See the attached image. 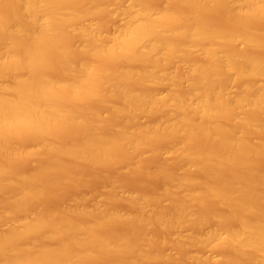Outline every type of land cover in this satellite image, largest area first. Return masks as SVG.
Segmentation results:
<instances>
[{
	"label": "bare ground",
	"instance_id": "6f19581e",
	"mask_svg": "<svg viewBox=\"0 0 264 264\" xmlns=\"http://www.w3.org/2000/svg\"><path fill=\"white\" fill-rule=\"evenodd\" d=\"M114 1L0 0V226L6 224L0 229V264L166 260L154 250L158 242L169 245L167 237L176 228L200 229L206 224L211 229L183 240L225 248L222 264H264V167L258 168L257 162L264 159V88L255 84L264 77V54L257 52L264 48V31L251 26L254 20L264 19V0H164V4L159 0V6L153 0H133L140 3L139 10L128 9L133 1L122 8L125 23L105 34L115 23L107 8ZM211 11H218L230 26L212 22L216 19ZM90 17L96 18L94 24L84 22ZM236 42L244 48L236 47ZM73 51L78 54L75 58L73 53L75 59L70 56ZM176 62L183 64L182 72L163 74L178 85L177 91L159 96L142 90L144 84L148 89L160 85L157 71ZM136 81L140 91L134 89ZM184 82L186 86L181 85ZM230 83L238 85L233 95L227 91ZM87 100L109 104L113 117L107 121L109 130H99L102 117L88 107ZM142 111L153 112L150 115L156 114V119L164 115V121L153 118L140 124L136 114ZM115 116H123L124 121L119 118L123 123L109 124L115 123ZM74 128L82 130L76 133L79 139L59 141L60 134L75 135L78 129ZM24 140L38 143L37 149L25 147ZM178 143L183 148L173 154L180 174L175 173L177 165L173 174L163 164L151 172L162 175L164 185L161 175L158 178L165 190L160 186L166 195L169 190L168 196L158 190L162 198L154 193L138 202L135 196L122 197L112 185V190L108 187L113 194H103L105 200L125 201L136 209L133 213L127 206L132 214L123 213L116 204L99 207L98 201L89 200L95 205L87 207L81 201L96 193L81 192L89 177L82 179L83 166L87 172L93 168L91 174L102 164L116 169L126 164L128 170L138 172L133 158L141 150H174ZM38 155L45 157L44 162L34 164L31 171H17L14 164ZM77 163L83 164H79L82 176L80 166L75 169ZM104 175L100 182L107 178L105 184H110L113 178L109 175V181ZM79 184L83 185L81 191L76 189L72 206L41 205L50 188L63 187L61 193L64 187L75 189ZM107 195L116 196L110 200ZM159 199L169 200L165 208L155 209L161 205ZM212 204L219 209L211 208ZM146 207L151 209L145 211ZM149 224H156L165 235L154 225L163 238L153 245L159 236L152 235L153 247ZM170 230L173 233L168 235ZM183 240L172 242L180 247ZM147 242L152 250L144 249ZM192 261L211 264L196 255Z\"/></svg>",
	"mask_w": 264,
	"mask_h": 264
},
{
	"label": "rangeland",
	"instance_id": "374dc122",
	"mask_svg": "<svg viewBox=\"0 0 264 264\" xmlns=\"http://www.w3.org/2000/svg\"><path fill=\"white\" fill-rule=\"evenodd\" d=\"M116 1V2H115ZM114 2H112V3H110V5L108 4V6H107V8H108V10L113 14V21H112V23H114V26L112 27V26H109V28H107V29H105L103 32L105 33V34H109V33H111L117 26H121V25H123L124 23H125V21L123 20L124 18H125V16L123 15V14H121L122 12H120L121 10H122V8H128L129 6L128 5H130L131 4V2L133 1V0H115ZM163 4H164V0H160ZM159 0H153V3H157L158 4V6H159V3H161ZM128 2H129V4H128ZM151 2H152V0H151ZM152 3V4H153ZM161 3V4H162ZM120 4H121V6H120ZM126 4H127V6H126ZM154 4V5H155ZM157 4H156V6H157ZM119 5V6H118ZM140 7V3H136L135 1H133L132 2V7H131V5H130V8H128L131 12L133 11V12H135V10H132V9H136V11L137 10H139V7ZM161 6V5H160ZM120 7V8H119ZM118 9V10H117ZM117 12H116V11ZM114 11H115V15H114ZM120 12V13H119ZM212 12V11H211ZM211 12L209 13V15H208V18H209V16H211L212 15V17L214 18V20L215 21H213V19H212V22H215V23H217L216 21H218V20H220V21H218V23L217 24H219V25H222V26H225V27H227V26H230V24L228 23V22H226L225 20H223V18L221 17V15L219 14V12H218V14H219V16H217V12L215 11V14H214V12H212V14H211ZM116 13H118V14H116ZM120 14V15H119ZM211 14V15H210ZM213 14L215 15V16H213ZM121 16V17H120ZM217 16V17H216ZM116 17V18H115ZM219 17V19H217ZM221 18V19H220ZM88 20H89V18H87ZM85 20L84 22L85 23H88V24H94L95 23V20H96V18L95 19H93V17H90V20L92 21H88V20ZM120 19V20H119ZM88 21V22H87ZM255 21V22H254ZM252 23H251V26L253 27V29H252V27H251V29L252 30H256V31H258V30H262V31H264V19H260V20H254ZM121 23H123V24H121ZM119 24V25H118ZM121 24V25H120ZM224 24H226V25H224ZM108 30V31H107ZM112 30V31H111ZM259 31V32H260ZM109 32V33H108ZM75 43V42H74ZM235 45H236V47H238V48H244V46H243V44H241L240 42H236L235 43ZM261 50V49H260ZM263 50H264V48H263ZM262 50V52L260 53L259 51H257L259 54H264V51ZM71 53V52H70ZM69 53V54H70ZM73 53H75L74 51L71 53V58L73 59L74 57L75 58H77L78 57V54H76L77 53V51H76V53H75V55L76 56H74L73 57ZM74 58V59H75ZM114 63H117V64H119L118 62H110L109 64H112V66H113V64ZM178 65H171V66H173V67H171V66H165V69H164V67L163 68H160V70H158L157 71V73H156V75L158 76L157 78H159L160 80H161V84L160 85H151V87L149 88V89H151V88H153V90H154V92L152 91V90H149L148 89V86H146L147 84H144L143 82H140L141 84L143 83L144 84V86L146 87V89H145V87L142 89V90H144V91H151V93L152 94H155V95H159V96H162V95H164V94H167L168 93V91L170 92V91H177V87H178V85H176L177 87H175V84L174 83H172L170 80H168V79H166L165 78V73L166 72H169V73H179V71L178 70H180V72H182L181 70H182V65L183 64H179L180 62H176ZM116 64V65H117ZM108 65V64H107ZM116 65H114L115 66V68H117L118 66H120V64L118 65V66H116ZM109 67H112L111 65H108ZM134 67H136V66H134ZM167 67V68H166ZM177 67H179V68H177ZM163 71V72H162ZM176 71V72H175ZM164 73V74H163ZM161 74V75H160ZM163 79H164V81H163ZM131 80H129V85L130 84H133V83H131L130 82ZM166 81V82H165ZM128 82V81H127ZM167 82H171L170 84L169 83H167ZM165 83V84H164ZM185 83H187V82H184V84L182 83L181 85L182 86H184L185 85ZM136 86L135 87H137V88H134V89H136L137 91H140L141 89H140V87H138L139 86V84H138V82L136 81L135 83H134ZM138 84V85H137ZM143 84H142V86L141 87H143ZM232 84V85H231ZM236 83H230L228 86H227V91H229V93H231V95H233V93L235 94L237 91H238V85L236 84ZM255 84H256V86L257 87H262V88H264V77H261V78H258L257 80H255ZM263 84V85H262ZM149 86H150V84H148ZM168 85V86H167ZM132 86V85H131ZM134 86V85H133ZM152 86H154V87H152ZM156 86H159V87H156ZM173 86V87H172ZM186 86V85H185ZM174 88V89H173ZM230 88V89H229ZM237 90V91H236ZM236 91V92H235ZM109 100L111 99V98H108ZM112 100V99H111ZM110 100V101H111ZM87 101H89V103H87L88 104V107L91 109V107L93 108V109H91V110H95L96 112L95 113H97L98 115H99V118L100 117H102V118H100L99 119V122L101 121V123L100 124H97V126H99V130L100 131H107V130H109V128H110V126L109 127H107L108 125V120L110 119V118H113L112 116H110V114H112V113H109V108H107L108 106H109V104L108 103H106L105 101L103 102V101H100V100H96V101H94V100H87ZM86 101V102H87ZM106 103V104H105ZM84 104V106L86 105V103L84 102L83 103ZM78 105H81V104H79V103H74V106H77L78 107ZM108 105V106H107ZM87 107V106H86ZM110 107V106H109ZM111 109V111H112V108H110ZM114 112V111H113ZM143 112V113H142ZM140 114H136V119H137V121L140 123V124H147V123H149L150 121H152V119L154 118V119H156V114H152V115H150V113H153V112H149V113H146L145 111H142ZM114 113H116V112H114ZM113 113V114H114ZM120 113V112H119ZM118 113V114H119ZM117 114V115H118ZM121 114V113H120ZM158 114V113H157ZM161 113H159V115H160ZM116 115V114H115ZM153 115H156V116H153ZM119 116H121V115H119ZM123 116H124V118H127V117H125V115H124V113H123ZM123 116H122V118H120V119H123V121H124V118H123ZM118 116H115L114 117V119H116ZM158 117H162V118H164V115L162 116V115H160V116H158ZM119 118H117V120L119 121ZM161 118V119H162ZM161 119H159V118H157L156 120L157 121H161ZM117 120H115V123L113 122V120L111 121V122H109V124L111 123L112 125H115V124H118V123H120L122 120H120L119 122L117 121ZM163 120V119H162ZM105 121V122H104ZM123 121H122V123H123ZM153 121H155V120H153ZM164 121V120H163ZM98 122V123H99ZM113 122V123H112ZM162 122V121H161ZM107 125V126H106ZM73 126H75V125H73ZM96 126V127H97ZM67 127H69V126H67ZM67 127H66V129H67ZM75 127H79V129H81L80 128V126H75ZM106 128V129H105ZM108 128V129H107ZM72 129H73V127H72ZM75 129H78V128H74V130ZM76 130L75 131V135H72V136H74V137H72V136H70L69 138L66 136V135H71V134H68L70 131V129L69 130H67V131H69L68 133H66V135H65V133L63 134V135H61L60 134V140L59 141H63V140H67L66 142H69V140H70V142H72V141H74L73 140V138H75V140H77V139H79V137H80V134L78 135V136H76V133H79V131H81V134H82V130ZM98 129V128H97ZM105 129V130H104ZM65 130V128L61 131V132H65L64 131ZM74 130H72L73 132H74ZM78 131V132H77ZM60 132V133H61ZM73 134V133H72ZM253 136V135H252ZM255 136V135H254ZM253 136V137H254ZM72 137V139H70ZM58 139H59V137H58ZM62 139V140H61ZM250 139H252V137L250 138ZM254 139H256V136L254 137ZM259 139V138H258ZM22 141H23V139H21ZM20 140V141H21ZM257 140V139H256ZM22 141H21V143H22ZM24 141H26V140H24ZM253 141V140H252ZM19 142V141H18ZM18 142H16V144L17 145H19V143ZM27 142V141H26ZM20 143V145L21 146H25V144H27V145H30V147H28V148H31V147H33V148H35V149H37V147L36 146H38L37 144L35 145L34 143L35 142H30L29 141V143L27 142V143H24L23 142V145ZM31 143V144H30ZM181 145V143H178L177 145H175V147H174V150L173 149H168V150H170V151H168L166 148H163V149H160L159 151H157V150H155V151H151V148H146V150H141V152L138 154V155H136L137 156V158L135 159V157L133 158V160H136L135 162H137V164H135V162H133V161H130L128 164H135L136 166L138 165V167H140V170L138 171V169H137V171L138 172H135V171H130V170H128L129 169V165L128 166H126V164H122V165H118L120 168H117L116 169V167L117 166H113L112 165V167H115V168H112L111 166H110V164H109V166H108V164H102V165H107L108 167H98V166H95L94 168H97V169H94L95 171L93 172V174H91L92 173V171L91 170H93V168H90V169H88V167H87V169H88V172H87V170H86V168H84V167H86V166H83V164H81V163H77V167H75V169H77V168H79V166L81 165V166H83L82 168L84 169V172H85V174L86 175H83V174H81V172L82 173H84L83 172V170L81 169V166H80V168L79 169H77V170H81L79 173H80V175L82 176H84V178L82 177V179H86L85 178V176H89V177H87V179H86V181L84 180V182H83V180L82 181H80L79 183H82L83 182V184L85 185L84 186V191H83V189H82V191L80 190L81 188H82V185L80 186V184H79V187H78V185H76L77 187L75 188V189H73L72 187H70V189L68 190V188H67V190H66V188L64 187V189L65 190H63V192L61 191V193H59L58 191H60V190H62V188L63 187H61V189H60V187H57L58 189L56 190V187H54V188H50V189H55V191L56 192H52V190L50 191V189H49V192L47 191V193L45 192V194H44V196H43V201H42V204L41 205H44V207H49V206H55V207H65L64 205L66 204V207H69V206H72V201H73V195L74 194H76V191L77 190H80L82 193L84 192H88V194H92V193H94L95 191H96V193L98 192V195L99 196H97L96 197V193L93 195V197H91V195L90 196H88L89 198L91 197V198H93V199H88L87 200V202L86 201H84V200H86V199H84V198H82L83 197V195H81L82 193H80V196H82L81 198L83 199H81V201H83L84 203H86V206L88 207V206H90V202H99V204H96V205H99V207L101 206L102 207V205H104V204H106L107 203V205H109V204H111V206L113 205V204H116L115 205V208L116 207H118V209H120V210H122V212L123 213H125L126 211H127V213H128V207L127 206H129L127 203V205L125 204V201H121L119 198V202H117V201H115V196L116 195H107L108 197H109V199L111 200V199H113L114 198V201L112 200L111 202L110 201H108V198H107V201L105 200L106 198H105V196L103 195V194H113V192L111 193V192H107V190H110L111 189V185H112V188L114 189V192H115V194H118L119 196H122V197H124V195H132V196H135L137 199V201L139 202H143V201H141V200H143V199H145V197H149L148 195H153L154 193H155V196H157L158 195V197H159V195H161L160 197L162 198V196L165 194V187H163V185H164V179H163V177H162V175L159 173L158 174V172H155V174L157 173L158 175H159V177H160V175H161V180H162V183H163V185H162V183H161V181H160V178H158V175L156 176V175H154V174H152L151 172L154 170V168H155V170L157 171V169H156V166H158V167H160V166H163L164 165V167L166 168H168L170 171H172V173L173 172H175V170L177 169V172H175L176 173V175H178L177 173H179L180 174V172L181 171H179V169H178V164H176L177 163V157H175V155L173 154V153H177L178 152V150L179 151H181L182 150V148H183V145L182 146H180ZM176 146H177V148H179V149H176L175 150V148H176ZM25 147H27V146H25ZM32 148V149H33ZM181 149V150H180ZM172 151V152H171ZM172 156V157H171ZM41 157V158H40ZM28 158H31V157H28ZM38 158V159H37ZM43 158V159H42ZM36 159L37 160H40V161H36ZM1 160H3L1 157H0V161ZM42 160H45V157H42V156H39L38 155V157L37 156H35V159H33V157H32V159H29V160H27V159H25V161L24 162H18L17 160V162L18 163H16L15 161H14V163H16V164H14L15 165V167H16V169H19V170H17V171H22V172H24L23 170H25V172H26V170L27 171H31L33 168H32V166L34 167V164H36V163H38V162H40V163H42V162H44V161H42ZM259 160H260V158H259ZM262 160V161H261ZM260 160V162L257 160V162L258 163H260L261 164V166L258 164L257 165V167L258 166H260V167H258V168H262V167H264V159L262 158ZM36 161V162H35ZM174 161V162H173ZM13 162V161H12ZM11 162V163H12ZM10 163V164H11ZM172 163H174L173 165H172ZM80 164V165H79ZM85 164V163H84ZM163 164V165H162ZM166 164H167V166H166ZM87 165V164H86ZM124 165L126 166V167H124ZM174 165H177L176 166V169H175V167H174ZM12 166H13V163H12ZM75 166H76V164H75ZM131 166V165H130ZM173 168H171V167ZM90 167H92V166H90ZM112 169H111V168ZM128 167V168H127ZM125 168L127 169V172H126V170H125ZM180 168V167H179ZM114 169V170H113ZM116 169V170H115ZM264 169V168H263ZM76 170V171H77ZM174 170V171H173ZM190 171V173L193 171H191V168L189 169ZM89 171L91 172V173H89ZM128 171H130V173H128ZM89 173L88 175H87V173ZM133 172L134 173H137V174H133ZM140 172V173H139ZM78 173V172H77ZM78 173V174H79ZM154 173V172H153ZM91 174V175H90ZM104 174H108V177H109V175L113 178H111V177H109L110 179H109V181L112 179L113 181L111 182L110 181V184H105V182L107 181V178H104L105 176H107V175H104ZM174 174V173H173ZM101 176H104L103 178V183L102 182H100V181H102L101 179H102V177ZM81 178V177H80ZM108 182V181H107ZM71 183V182H70ZM73 183V182H72ZM72 183H71V185H72ZM100 183H102L103 184V186H102V184H100ZM112 183V184H111ZM160 183H161V185H162V189H164V190H162L161 189V186H160ZM74 184V183H73ZM70 184H68L67 183V186H71ZM101 185V186H100ZM65 186V185H64ZM72 186H75V185H72ZM159 186H160V188H159ZM81 187V188H80ZM104 188V187H106V188H108V187H110V189L108 188V189H104L105 191H101V189L100 188ZM170 187H172V186H170ZM169 187V188H170ZM173 188H174V190L176 191V187H174L173 186ZM77 189V190H76ZM171 189V188H170ZM73 190H74V193L73 194H71L72 195V197H71V195L69 194L70 193V191H71V193L73 192ZM97 190H99L100 191V193L101 192H103V193H101V195H100V193H99V191H97ZM112 190V189H111ZM158 190H161L162 192H161V194H160V191H158ZM166 190H168L167 188H166ZM173 190V189H172ZM171 190V191H172ZM173 190V191H174ZM79 191V192H80ZM174 191V192H175ZM79 192H77V193H79ZM158 192V193H157ZM169 193V190L168 191H166V193ZM168 193H167V195L165 194L164 196L166 197V196H168ZM175 193H179V191L177 190ZM85 194H87V193H85ZM157 194V195H156ZM69 195V196H68ZM86 196V195H85ZM94 196L96 197V198H94ZM68 197V199L70 200V198H71V201H69L68 199H66ZM104 197V198H103ZM111 197V198H110ZM159 197V198H160ZM87 198V197H86ZM146 198V199H147ZM117 199V198H116ZM167 199H168V197H167ZM167 199H165V200H163V199H159V203H157V204H161V205H156V207H155V209H157V208H163V207H160V206H164V208L167 206V201H169V200H167ZM89 200H91L90 202H89ZM94 200V201H93ZM167 200V201H166ZM145 201V200H144ZM161 201V202H160ZM71 202V204H69ZM83 202H80V203H83ZM209 202V201H208ZM63 203V205H60V204H62ZM65 203V204H64ZM109 203V204H108ZM212 203V202H211ZM210 203V204H211ZM214 203V202H213ZM69 204V205H68ZM87 204H89V205H87ZM209 204V205H210ZM56 205H58V206H56ZM60 205V206H59ZM81 205H83V204H81ZM92 205H95L94 203L93 204H91V206ZM206 205H208V203L207 204H205V206ZM84 206H85V204H84ZM150 206V205H149ZM157 206H159V207H157ZM211 206V205H210ZM213 206H218V205H213L212 204V207L211 208H213V209H215V207H213ZM103 207H105V206H103ZM131 206H129V208H130ZM219 207V206H218ZM218 207H216V209H219ZM52 208H54V207H52ZM146 208H148V209H145V211H147V210H149V209H151L150 207H146ZM210 208V207H209ZM119 210V211H120ZM130 210H132L133 211V213L135 212V210H134V207L132 208H130ZM130 210H129V214H132V213H130ZM131 211V212H132ZM126 214V213H125ZM6 224H2L1 226H0V229L2 228H6V226H5ZM117 225V223H115V226ZM119 225V224H118ZM151 227H150V226ZM148 226V232L150 233V235H149V233L146 231L147 229H145V235H146V237L148 238V236H147V234L149 235V241L151 242L149 245L150 246H152V240H151V238H153V237H151L152 235L153 236H155V238H156V236H159V237H157L158 238V240H155V239H153L154 240V242H153V245H155L156 243H157V241H160L159 239L161 238V235H157V232H159L158 230H160L161 228L159 227L158 228V226L156 225V224H149ZM154 225H156V228L158 229H156L155 227H154ZM208 224H206V225H204V226H201V227H199L200 229H198V227L197 226H195V229L194 228H192V226H194V225H192L191 227L190 226H184L183 228L181 227V228H176L177 230H175V229H173V230H175L174 231V235L172 234L171 236L172 237H167V240L169 239L170 241H171V239H172V241L173 240H176V242L178 241V240H183V237H185V239L186 238H188V237H190V236H197V235H200V232H206V231H208L209 229H211V227H212V225H208ZM154 228H153V227ZM206 226V227H205ZM111 227L114 229L115 227H114V224H113V226L111 225ZM116 227H118V226H116ZM203 227V228H202ZM4 228V229H5ZM119 228H121V226L120 227H118V229H116L115 228V230H119ZM197 228V229H196ZM180 229V230H179ZM162 230V229H161ZM160 230V232H162ZM172 230V231H173ZM157 231V232H156ZM203 232L201 233V234H203ZM171 233H173V232H171V230H170V232H169V234L168 235H170ZM156 234V235H155ZM162 234L164 235V232H162ZM197 234V235H196ZM162 235V236H163ZM165 236V235H164ZM151 237V238H150ZM177 237H179V238H177ZM156 238V239H157ZM163 238V237H162ZM161 238V239H162ZM178 239V240H177ZM166 240V241H167ZM168 240V241H169ZM167 241V242H168ZM168 242V244L169 245H166V243L165 244H163L162 242H158V243H160V244H163L162 246L163 247H161V248H159L160 246V244L158 245H155L156 246V249H154V250H157V251H160L162 254H163V256L166 258V260H164V259H159V260H154V261H152L151 262V260H150V262H148V261H144L143 263L142 262H137L136 264H140V263H142V264H181V262H182V264L184 263V264H191L192 262H194V261H192L193 260V257L196 255V256H200V257H202V259H203V257H204V259H207V260H209V262L211 263V264H222V258H223V255L224 254H226L225 253V251L227 252L228 250H226L225 248H223V247H221V248H216V247H214L212 244H206V245H198V244H194V243H189L188 241H185V240H183V242H184V244L182 243V244H180L181 246L180 247H177L176 246V242L174 241V243L171 241V242ZM173 243V244H172ZM147 245H148V242L146 243V244H144V246H145V248L144 249H147L148 247H147ZM165 245V246H164ZM177 245H178V243H177ZM158 246V247H157ZM153 247V246H152ZM152 247L151 248H148V249H151L152 250ZM159 248V249H158ZM225 250V251H223V249ZM181 255V256H180ZM182 255H184V257L182 258ZM181 257V259H180V257ZM169 259H170V261H169ZM178 260L179 261V263H176L175 261H173V260ZM183 259V261H180V260H182ZM104 261H107V260H104ZM103 261V262H104ZM177 261V262H178ZM103 262H99L98 264H103ZM110 261H108L107 263H105L104 262V264H112V263H114V262H111V263H109ZM175 262V263H174ZM116 264H120L121 262H115ZM114 263V264H115ZM121 264H124V263H121ZM192 264H194V263H192Z\"/></svg>",
	"mask_w": 264,
	"mask_h": 264
}]
</instances>
